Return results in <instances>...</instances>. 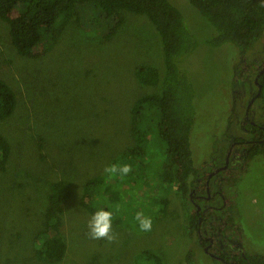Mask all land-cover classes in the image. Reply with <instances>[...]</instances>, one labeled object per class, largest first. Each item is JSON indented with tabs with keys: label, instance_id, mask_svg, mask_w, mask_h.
<instances>
[{
	"label": "rangeland",
	"instance_id": "obj_1",
	"mask_svg": "<svg viewBox=\"0 0 264 264\" xmlns=\"http://www.w3.org/2000/svg\"><path fill=\"white\" fill-rule=\"evenodd\" d=\"M169 2L186 19L195 43L177 58L192 94L189 140L194 166L211 156L221 164L232 138H248L246 115L264 126V101L255 96L256 76L234 82L237 47L211 45L215 31L189 1ZM122 16L123 24L108 42L91 41L68 25L50 52L39 58L18 54L0 21V79L16 97L13 114L0 121V134L10 148L6 170L0 172V264H46L34 260L32 239L41 228L48 183L58 180L65 181L74 196L62 215L66 252L54 264H134V257L145 249L162 264H186L190 249L191 264H216L187 234L185 212L175 194L167 215L154 221L150 232L139 231L133 217L143 209L145 195L140 194L144 183L138 180L132 188L124 181L119 188L110 183L104 196L107 209L120 219L112 225L115 239L87 236L90 217L78 205L82 185L132 146L128 122L133 100L158 92V87L139 85L133 72L148 64L163 73L161 43L152 24L143 16ZM246 58L264 62V32ZM148 148L149 158H157L158 147L150 143ZM236 191L244 250L264 256L263 156L252 159Z\"/></svg>",
	"mask_w": 264,
	"mask_h": 264
},
{
	"label": "trees",
	"instance_id": "obj_2",
	"mask_svg": "<svg viewBox=\"0 0 264 264\" xmlns=\"http://www.w3.org/2000/svg\"><path fill=\"white\" fill-rule=\"evenodd\" d=\"M188 1L213 27L211 45L231 43L237 47L240 57L234 82L243 83L257 75L260 89L256 97L264 101V62L246 58L264 32V0ZM123 12L145 17L156 30L162 48L163 73L148 64L135 68L133 75L138 84L158 87V92L133 100L128 122L132 146L108 164L122 161L130 163L133 170L127 176L111 179L103 171L86 180L78 197L79 208L90 218L98 209L109 211L103 199L110 191V183L119 188L124 181V186L132 188L137 180L142 181L144 188L140 194L145 198L141 202L143 209L138 211L151 215L152 223L167 215L171 195L175 194L185 212L187 234L214 256L216 264H264L263 255L244 250L236 191L252 159L264 157V130L244 122L252 135L231 141L225 169L221 168L224 161L218 164L217 156L194 166L189 140L194 116L192 94L185 75L178 69L177 58L192 50L195 43L178 8L169 0H0V21L7 26L11 45L28 58L49 53L68 25H75L91 41L108 42L123 24ZM15 108L13 90L0 79V121L7 120ZM150 143L158 147L153 160L148 156ZM9 157V145L0 134V172L6 170ZM210 173L213 175L209 178ZM73 196L65 181L48 183L41 228L32 239V256L37 262L54 264L64 258L62 215ZM118 223L120 219L112 216V225ZM193 259L190 249L186 264ZM134 264L162 261L145 249L134 257Z\"/></svg>",
	"mask_w": 264,
	"mask_h": 264
},
{
	"label": "clouds",
	"instance_id": "obj_3",
	"mask_svg": "<svg viewBox=\"0 0 264 264\" xmlns=\"http://www.w3.org/2000/svg\"><path fill=\"white\" fill-rule=\"evenodd\" d=\"M132 165L126 162H117L105 167L104 173L111 178L127 176L132 172ZM135 224L141 232L152 230V219L145 216L143 212H137L133 217ZM87 236L92 240L105 239L112 242L115 237L112 235V213L103 209L96 210L87 223Z\"/></svg>",
	"mask_w": 264,
	"mask_h": 264
},
{
	"label": "flooded vegetation",
	"instance_id": "obj_4",
	"mask_svg": "<svg viewBox=\"0 0 264 264\" xmlns=\"http://www.w3.org/2000/svg\"><path fill=\"white\" fill-rule=\"evenodd\" d=\"M256 77H257V75H255ZM255 77V83L257 82V78ZM258 93H259V91L257 92V94L255 95V96H257L258 95ZM244 122H248L250 125H251V127H253V126H256V127H258V128H260V129H263L264 130V127L263 126H259L258 124H256L255 122H253V121H250V119H248V116L246 115L245 116V118H244ZM244 129V128H243ZM245 131H247V133H248V136H251L252 134H251V131L249 130V129H245ZM232 140H233V138H232ZM231 140V141H232ZM232 143L233 142H231L230 144H229V146H228V149H227V153H226V155H225V157H224V166L223 167H221L222 169H225V167L227 166V163H228V161H229V155L231 154V146H232ZM219 169H217L216 170V172L218 171ZM210 175L212 176L213 175V173H210ZM209 175V178L211 177ZM204 250V252L205 253H207V254H209L208 253V251L206 252L205 250L206 249H203ZM210 255V254H209ZM212 255V254H211ZM214 257V256H213ZM212 257V258H213Z\"/></svg>",
	"mask_w": 264,
	"mask_h": 264
},
{
	"label": "water",
	"instance_id": "obj_5",
	"mask_svg": "<svg viewBox=\"0 0 264 264\" xmlns=\"http://www.w3.org/2000/svg\"><path fill=\"white\" fill-rule=\"evenodd\" d=\"M260 89V88H259ZM211 176V175H210ZM207 252V250H205ZM211 257H213V255L210 254Z\"/></svg>",
	"mask_w": 264,
	"mask_h": 264
}]
</instances>
